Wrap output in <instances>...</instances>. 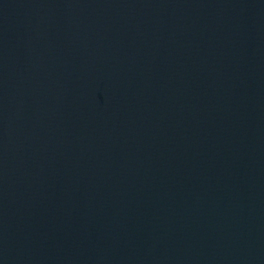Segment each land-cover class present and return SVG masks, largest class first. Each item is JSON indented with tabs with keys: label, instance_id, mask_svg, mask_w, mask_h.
Wrapping results in <instances>:
<instances>
[{
	"label": "water",
	"instance_id": "95a60500",
	"mask_svg": "<svg viewBox=\"0 0 264 264\" xmlns=\"http://www.w3.org/2000/svg\"><path fill=\"white\" fill-rule=\"evenodd\" d=\"M0 264H264V0H0Z\"/></svg>",
	"mask_w": 264,
	"mask_h": 264
}]
</instances>
